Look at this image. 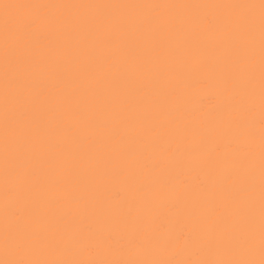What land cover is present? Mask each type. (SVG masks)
<instances>
[{"label":"bare ground","instance_id":"bare-ground-1","mask_svg":"<svg viewBox=\"0 0 264 264\" xmlns=\"http://www.w3.org/2000/svg\"><path fill=\"white\" fill-rule=\"evenodd\" d=\"M0 264H264V0H0Z\"/></svg>","mask_w":264,"mask_h":264},{"label":"snow or ice","instance_id":"snow-or-ice-1","mask_svg":"<svg viewBox=\"0 0 264 264\" xmlns=\"http://www.w3.org/2000/svg\"><path fill=\"white\" fill-rule=\"evenodd\" d=\"M7 7V6H6Z\"/></svg>","mask_w":264,"mask_h":264}]
</instances>
